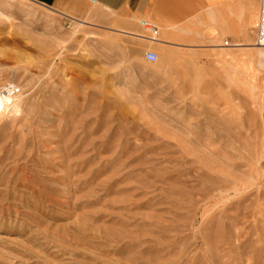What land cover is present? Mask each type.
Listing matches in <instances>:
<instances>
[{
    "label": "rangeland",
    "instance_id": "1",
    "mask_svg": "<svg viewBox=\"0 0 264 264\" xmlns=\"http://www.w3.org/2000/svg\"><path fill=\"white\" fill-rule=\"evenodd\" d=\"M70 18L0 0V264H264L256 2L206 50Z\"/></svg>",
    "mask_w": 264,
    "mask_h": 264
},
{
    "label": "crops",
    "instance_id": "2",
    "mask_svg": "<svg viewBox=\"0 0 264 264\" xmlns=\"http://www.w3.org/2000/svg\"><path fill=\"white\" fill-rule=\"evenodd\" d=\"M59 14L81 19L96 9L113 14L127 29L121 33L135 36L129 31L150 26L154 38L168 47H180V42L199 44L189 47L206 50L215 40L208 37L212 28L227 34L233 23L244 26L249 20L253 0H29ZM255 1V0H254ZM256 2V1H255ZM257 4V3H256ZM160 34L162 40L157 35Z\"/></svg>",
    "mask_w": 264,
    "mask_h": 264
},
{
    "label": "built area",
    "instance_id": "3",
    "mask_svg": "<svg viewBox=\"0 0 264 264\" xmlns=\"http://www.w3.org/2000/svg\"><path fill=\"white\" fill-rule=\"evenodd\" d=\"M258 6V25L256 33V43L264 48V0H255ZM145 60L149 63H156L158 55L152 51L145 54Z\"/></svg>",
    "mask_w": 264,
    "mask_h": 264
},
{
    "label": "bare ground",
    "instance_id": "4",
    "mask_svg": "<svg viewBox=\"0 0 264 264\" xmlns=\"http://www.w3.org/2000/svg\"><path fill=\"white\" fill-rule=\"evenodd\" d=\"M72 21H74V22H77L74 18H70ZM256 19V18H255ZM255 19L254 18H252V20H251V23H250V25L252 24V27L253 28H255V27H257V23H256V21H255ZM258 45V44H257ZM259 47H260V45H258ZM257 46V47H258ZM258 47V48H259ZM262 48V47H261ZM264 49V48H263ZM260 55H263L264 56V53H260ZM7 100V99H6Z\"/></svg>",
    "mask_w": 264,
    "mask_h": 264
}]
</instances>
